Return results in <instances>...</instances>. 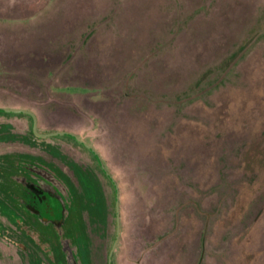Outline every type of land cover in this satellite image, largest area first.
Masks as SVG:
<instances>
[{
	"label": "flooded vegetation",
	"instance_id": "flooded-vegetation-1",
	"mask_svg": "<svg viewBox=\"0 0 264 264\" xmlns=\"http://www.w3.org/2000/svg\"><path fill=\"white\" fill-rule=\"evenodd\" d=\"M261 1H193L196 25L178 35L189 43L151 61L158 82L124 94L113 74L167 3L147 17L123 0L118 32L77 63L0 34V264H264V44L235 87L187 104L158 95L228 48ZM105 2L75 0L66 21ZM45 65L72 67L84 91L52 93V78L24 71Z\"/></svg>",
	"mask_w": 264,
	"mask_h": 264
},
{
	"label": "rangeland",
	"instance_id": "rangeland-1",
	"mask_svg": "<svg viewBox=\"0 0 264 264\" xmlns=\"http://www.w3.org/2000/svg\"><path fill=\"white\" fill-rule=\"evenodd\" d=\"M135 1L139 16L144 10H148V17L154 14L156 9L160 10L161 5L164 6L165 3L169 4V14L171 11L172 13L168 17H164V20L159 24L153 25L152 32L145 35L146 44L144 46L135 43L129 47L127 51L129 54L113 74V84L116 83V87L122 94L126 90L130 91L133 86L142 84L143 80H148L152 84L158 82L156 73L150 70L151 61L155 60L158 63L159 56L167 52L173 54L178 44L182 47L189 43L188 41L182 42L183 36L178 37V35L182 31L188 34L192 27L189 25H196L199 10L196 7L193 9L190 7H194L193 1L199 4L204 0H185V2L184 0H162V2L161 0H150L147 3H142V0ZM104 2L105 5L102 8L88 10L72 23H68L66 18L73 11L75 0H0V34L6 39L8 45L9 43L14 44L10 40H16L15 45L19 49L34 45L44 54L58 55L63 61L72 59L73 63H77L81 58L87 56V50L95 38L118 32V18L122 13L120 5L123 0H103ZM205 8L209 9L207 6ZM194 12L195 14H193ZM204 13L200 16L202 17ZM144 17L145 15L142 16V19L138 17V29H141ZM210 20L213 21V18ZM204 22L198 20L197 25H203ZM243 24L246 27L244 26V29L236 34L233 43L228 48L226 47L222 53L207 61L194 73H186L180 83L177 82L169 86L171 89L168 92L157 93L164 102L180 100L182 104H187L189 96H194L195 99L203 98L210 94L212 89L222 86L225 82L230 87L237 86L235 73L241 60L257 41L264 44V0L261 1L254 18L244 21ZM48 68L51 67L45 65L24 71L35 72L36 83H34L36 85L41 86L52 78L48 85V90L52 93L80 94L84 91L79 88V81L74 77L72 67H67L62 72H60L62 68L52 67L57 69L55 72L59 71L57 73L53 72V69L46 70ZM1 69L11 71L8 67L0 64ZM53 73L58 75L53 76ZM157 94L155 93V96ZM261 195H257L255 199L260 198L261 200L263 197ZM263 213L264 211L261 212V214ZM229 238L230 236H225L224 242H227ZM206 251L207 254H211L210 247H206ZM5 261L1 263L3 264ZM6 262L7 264H17L13 261Z\"/></svg>",
	"mask_w": 264,
	"mask_h": 264
}]
</instances>
